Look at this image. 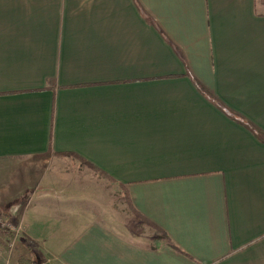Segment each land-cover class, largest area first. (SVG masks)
<instances>
[{"label": "crops", "instance_id": "crops-1", "mask_svg": "<svg viewBox=\"0 0 264 264\" xmlns=\"http://www.w3.org/2000/svg\"><path fill=\"white\" fill-rule=\"evenodd\" d=\"M0 203L44 263L264 264V0H0Z\"/></svg>", "mask_w": 264, "mask_h": 264}, {"label": "rangeland", "instance_id": "rangeland-1", "mask_svg": "<svg viewBox=\"0 0 264 264\" xmlns=\"http://www.w3.org/2000/svg\"><path fill=\"white\" fill-rule=\"evenodd\" d=\"M60 157H65V159ZM57 159L59 162L68 165L66 175L71 178L69 179V186H77L81 191L90 192L92 195H97L96 193H98L103 196L106 203H109L111 207L119 210L120 213L126 211L125 207L122 211L123 204L125 206V198L113 180L94 169L89 162L75 154H61ZM100 190L103 193H100ZM9 207H7V204L0 203V216L15 226V229L10 230L17 232V237L15 238V241L8 240L11 248L4 254L5 260H3V256H0V260L5 261V263L9 261L12 263L16 262L17 264H25L24 262L27 261V264H39L40 262H43L42 253L38 249L39 243L31 239L27 240L23 238L18 225L11 216H9ZM133 217V221L135 222L133 224H136L134 227L138 229V218L135 215H133ZM142 228L144 229V227ZM0 229H3V227Z\"/></svg>", "mask_w": 264, "mask_h": 264}, {"label": "trees", "instance_id": "trees-1", "mask_svg": "<svg viewBox=\"0 0 264 264\" xmlns=\"http://www.w3.org/2000/svg\"><path fill=\"white\" fill-rule=\"evenodd\" d=\"M92 166V165H91ZM94 169H96L94 166H92ZM97 170V169H96ZM100 172V170H98ZM100 173H103V172H100ZM104 174V173H103ZM105 176H107L106 174H104ZM108 177V176H107ZM6 236H8L10 239L14 240L16 237H17V232H15L14 230H10L8 228H3V229H0ZM161 237L166 239V237L164 236V234L162 233L161 234ZM25 264L28 263L27 262H24ZM39 264H45L44 262H40Z\"/></svg>", "mask_w": 264, "mask_h": 264}, {"label": "built area", "instance_id": "built-area-1", "mask_svg": "<svg viewBox=\"0 0 264 264\" xmlns=\"http://www.w3.org/2000/svg\"><path fill=\"white\" fill-rule=\"evenodd\" d=\"M2 227L8 228V229H15V226L12 223L3 219L2 216H0V228H2Z\"/></svg>", "mask_w": 264, "mask_h": 264}, {"label": "water", "instance_id": "water-1", "mask_svg": "<svg viewBox=\"0 0 264 264\" xmlns=\"http://www.w3.org/2000/svg\"><path fill=\"white\" fill-rule=\"evenodd\" d=\"M45 264H49V263H45Z\"/></svg>", "mask_w": 264, "mask_h": 264}]
</instances>
